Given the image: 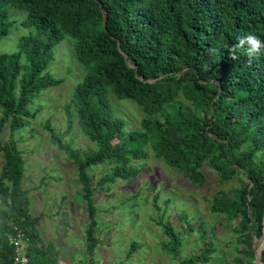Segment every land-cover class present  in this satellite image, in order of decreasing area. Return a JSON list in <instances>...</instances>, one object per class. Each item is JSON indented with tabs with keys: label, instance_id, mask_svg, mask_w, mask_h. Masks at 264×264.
Here are the masks:
<instances>
[{
	"label": "trees",
	"instance_id": "obj_1",
	"mask_svg": "<svg viewBox=\"0 0 264 264\" xmlns=\"http://www.w3.org/2000/svg\"><path fill=\"white\" fill-rule=\"evenodd\" d=\"M11 7L27 13L23 25L35 33L19 51L0 54V135L5 127L10 132L8 143L0 139V264L15 263L16 228L29 238L28 264H59L38 231L45 215L30 213L15 135L35 117L33 100L63 82L48 67L66 38L85 76L66 106L67 129L58 132L50 122L45 128L77 169L90 220L87 253L99 243L97 186L88 170L109 165L98 186L111 191L109 183L136 177L153 154L194 185L210 187L205 169L227 185L213 192L211 211L224 215L236 236V263L256 264L255 240L264 238V55L249 60L234 46L248 34L264 41V0H0V42L16 23ZM112 98L139 106L140 130L115 114ZM75 125L94 148L72 144ZM157 224L172 240L168 251L179 250L173 226ZM199 228L205 232L202 221ZM210 240L205 262L217 250ZM260 258L264 264V248Z\"/></svg>",
	"mask_w": 264,
	"mask_h": 264
},
{
	"label": "rangeland",
	"instance_id": "obj_2",
	"mask_svg": "<svg viewBox=\"0 0 264 264\" xmlns=\"http://www.w3.org/2000/svg\"><path fill=\"white\" fill-rule=\"evenodd\" d=\"M10 12L16 23L1 40L0 54L19 51L22 39L35 33L34 27L23 25L27 19L25 11L11 7ZM73 52V41L68 38L54 48V60L48 71L63 82L33 100L30 110L36 112L35 117L15 135L25 160L22 185L29 192L30 213L45 215L41 219L44 222L38 224L43 241L57 247L63 264H184L193 256L192 264H237L236 236L227 226L226 217L211 211L213 192L226 189L227 185H220L216 174L208 169L205 172L210 187L194 185L153 154L145 161L144 171L136 177L109 183L111 191H107L106 186H98L112 171L109 165L99 164L88 170L94 187L97 186L93 199L97 209L95 237L99 243L91 255L87 253L90 220L80 198L82 189L77 169L69 163V157L52 144L45 128L50 122L58 132L67 129L66 106L85 76ZM111 101L115 114L129 120V127L141 129V110L134 101L115 98ZM1 113L0 109V117ZM74 128L76 139L72 144L83 150L94 148L88 138L79 134L78 126ZM9 138L10 132L5 127L0 139L4 144ZM70 139L67 137L64 142L70 143ZM2 165L0 154V175ZM160 219L171 224L179 235V250L168 251L172 240L157 224ZM201 221L204 233L199 228ZM189 226H193V231L188 230ZM210 239L217 250L211 254L212 259L205 262L202 258ZM263 246L264 238L255 240L253 261L256 264H263L260 262Z\"/></svg>",
	"mask_w": 264,
	"mask_h": 264
},
{
	"label": "clouds",
	"instance_id": "obj_3",
	"mask_svg": "<svg viewBox=\"0 0 264 264\" xmlns=\"http://www.w3.org/2000/svg\"><path fill=\"white\" fill-rule=\"evenodd\" d=\"M234 47L243 48L249 57V60L264 55V41L253 34H248L239 38L238 44ZM237 58L238 57L234 53L230 54V59L236 60Z\"/></svg>",
	"mask_w": 264,
	"mask_h": 264
},
{
	"label": "built area",
	"instance_id": "obj_4",
	"mask_svg": "<svg viewBox=\"0 0 264 264\" xmlns=\"http://www.w3.org/2000/svg\"><path fill=\"white\" fill-rule=\"evenodd\" d=\"M10 242L15 247L14 264H28L26 252L29 246V238L24 231L16 228L15 234L10 238Z\"/></svg>",
	"mask_w": 264,
	"mask_h": 264
},
{
	"label": "crops",
	"instance_id": "obj_5",
	"mask_svg": "<svg viewBox=\"0 0 264 264\" xmlns=\"http://www.w3.org/2000/svg\"><path fill=\"white\" fill-rule=\"evenodd\" d=\"M0 201H1V200H0ZM43 222H44L43 220L40 221V223H43ZM40 223H39V224H40ZM38 226H39V225H37V227H38ZM39 229H40V228H39ZM41 236H42V235H41ZM56 248H57V247H56ZM56 250H57V249H56ZM58 258H59V257H58ZM59 264H63V263L60 261V259H59Z\"/></svg>",
	"mask_w": 264,
	"mask_h": 264
},
{
	"label": "water",
	"instance_id": "obj_6",
	"mask_svg": "<svg viewBox=\"0 0 264 264\" xmlns=\"http://www.w3.org/2000/svg\"><path fill=\"white\" fill-rule=\"evenodd\" d=\"M263 248H264V246H263ZM263 248H262V250H263ZM262 250H261V251H262ZM260 262L263 263L262 260H261V258H260Z\"/></svg>",
	"mask_w": 264,
	"mask_h": 264
}]
</instances>
